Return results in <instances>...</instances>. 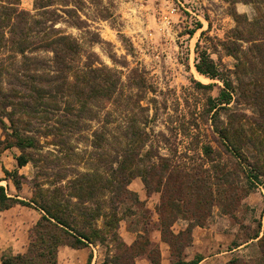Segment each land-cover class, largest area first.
<instances>
[{"label": "rangeland", "instance_id": "374dc122", "mask_svg": "<svg viewBox=\"0 0 264 264\" xmlns=\"http://www.w3.org/2000/svg\"><path fill=\"white\" fill-rule=\"evenodd\" d=\"M35 1L0 0V88L4 91L23 89L15 75L24 77L27 69L30 73L49 74L69 82L75 81L76 75L84 77L91 70L103 74L112 72L118 79V88L113 97L116 101L103 100L99 105H91L93 116L85 115L86 124L77 133H69L65 143H58L54 135L45 134L47 129L58 124L59 116L64 117L68 103L78 106L70 94L65 96L56 90V87L61 89L62 82L57 79L51 88L59 97L57 109L53 110L47 102L40 103L36 93L32 94L34 99L28 95L17 99L28 100L37 108L32 116L17 112L15 119L21 115L23 121L31 120L29 128L20 121L16 125L20 133L34 137L38 143L36 148L25 150L30 160L21 167L16 157L22 151L16 146L8 150V170L17 169L20 180L18 189L11 180L12 194L32 203L33 200L67 203L70 199L74 204L77 199L72 196L75 190L71 187V179L87 171H97L105 179H111L108 166L117 167L119 161L125 160L126 150L133 149V166L149 171L150 188L142 176L136 175L127 183V189L133 193L123 192L118 199L114 197L118 207L117 224L108 231L105 242L93 244L100 264L106 259L116 264L115 256L121 254L144 255L150 260L149 256L157 257L158 252L161 253V245L169 249V259L175 260L161 233L159 209L165 204V219L171 221L175 233L202 218L205 227L219 222L220 226H213V234L223 229L234 234L232 243L248 241L259 224L264 225V176L252 183L248 179L251 164L264 165L261 158L264 143L256 139L262 135L254 121L258 112L243 100L239 90L233 93L229 109L212 107L210 97L219 96L223 82L200 73L196 62L199 53L206 51L236 84L240 75L238 56L248 63L244 52L252 53V42L257 40L248 42L238 38V30L244 29L247 35L250 29L247 30L243 17L238 23L233 12L246 15L249 20L262 18L264 0L247 3L230 0H56L54 5L41 8L36 7ZM9 8H16L18 12L8 16L5 13L10 12ZM251 29L255 37L264 36L262 26ZM60 35H69L78 42L69 72L61 69L50 44ZM14 39L25 42L24 53L19 52ZM253 56L254 67L246 66L244 73L250 79H255L256 72L263 67L256 53ZM28 61L29 68L24 65ZM261 83L264 78L252 85ZM44 100L51 101L47 94ZM6 109L11 110L13 106ZM0 113L2 116L5 111L1 109ZM6 122L10 126L9 120ZM134 123L146 133L140 143H130V139L125 138ZM215 124L232 128L243 124L246 131L241 143L246 161L223 146ZM96 131L104 132L107 141L94 143ZM6 133L0 126V138L4 139ZM205 145H212L213 157L205 154ZM101 157L104 162L100 161ZM116 157L119 161H111ZM166 161L172 166L164 169ZM218 166L229 175V183H221L213 176ZM198 177L212 187L211 195L215 200L205 208L207 200L198 202L195 196L199 189L195 185ZM98 195L105 200L103 210L110 211L112 194L103 190ZM169 204L183 211L175 216V221L171 215L175 209ZM89 205L94 206L92 202ZM38 213L41 216L40 209ZM105 219L100 217L96 224L102 227ZM134 242L126 251V245ZM185 253L188 254L187 250ZM234 257L240 258V264H264L258 242L243 248ZM119 263H125V259Z\"/></svg>", "mask_w": 264, "mask_h": 264}, {"label": "trees", "instance_id": "16d2710c", "mask_svg": "<svg viewBox=\"0 0 264 264\" xmlns=\"http://www.w3.org/2000/svg\"><path fill=\"white\" fill-rule=\"evenodd\" d=\"M230 1L233 3L238 1L247 3L253 2L255 0ZM55 2L56 0H36L35 5L37 8H41L54 5ZM64 2H68V0H64ZM9 9L10 12L5 13L8 16L18 12L16 8ZM233 14L236 17L238 23L240 18L243 17V23L245 26H248L247 30L250 29L247 35H245L244 29L238 30V38L242 40L245 39L248 42L257 40L256 42H252V53L248 54L244 52L248 63H246L244 59L240 60V57L238 56L237 67L240 71V75H238L239 81L234 84V81L230 77H227L226 74L220 70L218 65L206 51L199 53V59L196 62V68L200 73L210 78H218L223 82V87L220 88L219 96L214 98L210 97L212 107L217 108V110L229 109L230 107L228 105L233 100V93L236 90H239L243 100L256 108L258 116L254 117V121L257 125V129L262 133V135H258L256 139L262 144L264 143V83H261L260 85H252V82H257L264 78V36L255 37V35H253L255 31H251L253 30L251 28H254L255 30L258 26H262L264 28V14L262 15V18L257 17L254 20H249L246 15H241L236 11L233 12ZM53 30H55L54 27ZM260 31H262L261 28ZM13 41L16 43V47L19 52L24 53L25 42L21 39H14ZM50 44L53 46V51L56 53V61L61 65V69L65 72L71 71V56H73L72 54L76 53L78 50L77 40L69 35H60L57 38H53ZM255 53L256 57L260 58L263 67L256 72L255 79H250L247 78L244 73L246 66L249 68L254 67L255 60L253 55H255ZM24 65L29 68L31 63L28 61L27 63H24ZM27 70L28 71L25 72L24 77L18 74L15 75V79L20 83L19 86H21L23 89L4 91L0 88V110L2 109L5 111L4 115L2 116L0 113V126L7 132L4 139L0 138V153L2 150L7 148H11L13 146L18 147L22 151V153L16 157L17 163L20 167L26 165L30 160L27 156V153H25V150L30 147L36 148L38 142L34 137L20 133V127L16 125V123L20 121L28 126L26 128H29L31 120L26 119L23 121L22 118H20L21 115H19L18 119H15V115L17 112L23 111L26 114L32 116L34 115L37 108L33 107L28 100L16 101L17 99L19 100L21 97L27 95L33 98L32 94L36 93V99H40V103L47 102V105L53 108V110L57 109L59 97L57 92L54 93L51 88H54L53 82H58V80L62 82L60 86L61 89H57L56 87V90L63 92L65 96L70 94L72 96V100H74L78 106L75 107L74 104L71 105L68 103L65 107L64 117L59 116L57 119L58 124L47 129L45 134H52L54 135L55 139H57L58 143H65L66 138L69 137V133H77V131L86 124L85 115L92 111L91 105H99L103 100L107 101L112 99L113 101H116V98L113 97L118 88V79L112 72H110V74L109 72H105L103 74L102 71L91 70V72H89L84 77L76 75L75 81L69 82L65 80V78L60 80L59 78H53L49 76V74H35L30 73V69ZM36 81H38V83L42 86H38ZM209 86L211 85H207V87ZM46 94L49 95L51 101L44 100ZM9 106H13V109H6V107ZM88 116L92 117L93 113H90ZM6 120H9L10 126ZM215 127V131L219 139L222 141L223 146H225L226 149L237 158H245V152L243 151L244 147L241 143L243 132L246 131L243 124L240 125L239 128H232L229 126L218 127L217 124H215ZM64 132H66L67 135H65ZM252 132H255V130H252ZM145 134L146 133L137 128L136 124L134 123L130 126V130L125 133V138L130 139V143L131 141L132 143H140L141 140L145 139L143 138ZM11 137L13 139H11ZM106 139H108V137L106 134H104V132H95L96 141H94V143H103L104 141H107ZM248 141H253V139L248 138ZM203 149L207 156L213 157L214 148L212 145H205ZM129 151L131 154H129ZM134 155L135 152L133 149H127L124 154L126 158L121 163L117 157L116 159L111 160H116L120 163H118L117 167H114L113 165L108 166V170H111V179H105L101 173H98L97 171L82 172L78 174L77 177L71 179V187L75 190L74 193H72V196L77 199L74 204H71L70 199H68L67 203H63L60 200H53L51 203L46 200L43 202L39 201L40 203L33 200L32 203V201L30 202L8 196L5 186L0 185V209L9 207L15 203H21L23 205L29 206H34V203H37L38 206L35 205L37 206L36 208L41 210L40 218L35 222L34 226L30 230L29 243L26 250L17 254H3L1 257L3 264H59L58 252L59 247L62 245L80 248L89 244H95L96 241L105 242L108 231L110 232L113 230L117 224L118 207L115 203L116 199H114V197L118 199V197H120L123 192L133 193L127 189V183L133 176L136 175L142 176L144 183L147 184L148 188H150L147 183V173H149V171H140L139 169H136L138 167L134 168V161L132 159ZM146 155L150 156L151 154L150 152H146ZM261 158L264 159L263 151ZM100 159V161L104 162L102 157ZM243 161L246 160L243 159ZM170 166H172V163L166 161L163 163L162 167L167 169L170 168ZM250 166L251 170L249 172L248 179L251 183L259 180L261 176H264V165L251 164ZM217 170V173L213 176L217 177L221 183H229V175L225 173L224 169L218 166ZM5 174L7 178H11L14 181L16 187L19 188L20 180L18 170L15 169L13 171H9L8 169H5ZM172 177L173 176L171 175L169 178L172 179ZM202 180L203 179L199 177L195 178V185L199 187V189H197V193H195V196L198 197V202L207 200V203L203 205L205 208L209 206L207 205L209 203L213 205L215 200L211 195L212 187L208 183H203ZM201 189L205 192L201 193ZM103 190H108L113 196V199L111 198L109 201L111 204L110 211L103 210L105 200L98 197V192ZM90 202L94 204L93 207L89 205ZM169 205L175 209V211L171 212V215H173L172 221H175V216L177 214H183V211L179 206L176 207L173 204ZM166 210L167 205L165 204V206H161L159 213L162 219V238L170 245L172 249V256L176 257L175 260L171 259V264H198V262L201 260V256L195 255L194 258L187 260L185 250L192 245L193 229L196 226H204L205 222L202 221L201 218V220L197 221L196 223L189 224L184 230H180L179 232L175 233L171 229V221H167L165 219ZM193 215H196V212H194ZM80 216L83 218L82 220L79 219ZM100 217L106 218L102 227H99L96 224ZM114 236L116 237L117 235ZM250 239H257L256 242H258V247L262 251L264 257V225L260 223L259 228L256 230L254 235L249 238V240ZM135 243L136 242L129 246L126 245V251H129V248H132L131 246H133ZM124 244L125 243H122V245ZM232 244L236 246L239 245V243ZM138 255L139 254H134L132 257H129L127 254L116 255L115 261L116 264H135L134 259ZM130 258H133V261L129 262ZM122 259H125V263H119V261ZM149 259L153 264H161L160 252H158L157 257L151 255L149 256ZM237 262L240 264V258L233 257L227 262V264H236ZM104 264H110L108 259L105 260Z\"/></svg>", "mask_w": 264, "mask_h": 264}, {"label": "crops", "instance_id": "0c3cea01", "mask_svg": "<svg viewBox=\"0 0 264 264\" xmlns=\"http://www.w3.org/2000/svg\"><path fill=\"white\" fill-rule=\"evenodd\" d=\"M9 149H6L0 155V185L5 186L8 196L18 198L12 194V179L7 178L5 174V169H8L10 166L7 165L9 159L7 153ZM38 216L39 213L35 206L23 205L21 203H15L9 207L0 209V264H3L1 260L3 254H17L26 250L29 243L30 230L34 226ZM213 226H220L219 222H215L211 227L197 226L193 229L192 245L186 249L188 252L186 255L187 260L194 258L195 255H199L201 256V260L198 264H227L231 258L237 255V252L243 251V248L253 245L257 240L250 239L236 246L232 244L234 234L231 231L217 229L215 234H213L212 230L215 228ZM163 246L161 245V264H171L169 249L166 245L165 247ZM97 258L98 253L93 244L80 248L62 246L59 249L60 264H100ZM135 258V264H153L150 260L144 258V255H138Z\"/></svg>", "mask_w": 264, "mask_h": 264}]
</instances>
